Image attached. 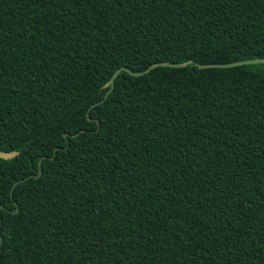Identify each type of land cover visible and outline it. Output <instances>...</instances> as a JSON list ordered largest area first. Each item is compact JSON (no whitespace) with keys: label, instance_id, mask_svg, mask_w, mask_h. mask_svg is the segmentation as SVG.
I'll list each match as a JSON object with an SVG mask.
<instances>
[{"label":"trees","instance_id":"trees-1","mask_svg":"<svg viewBox=\"0 0 264 264\" xmlns=\"http://www.w3.org/2000/svg\"><path fill=\"white\" fill-rule=\"evenodd\" d=\"M256 57L264 0H0V264H264V63L197 65Z\"/></svg>","mask_w":264,"mask_h":264},{"label":"water","instance_id":"water-1","mask_svg":"<svg viewBox=\"0 0 264 264\" xmlns=\"http://www.w3.org/2000/svg\"><path fill=\"white\" fill-rule=\"evenodd\" d=\"M254 63H264V60L253 58V59L238 60V61H235V63H232V62H226V63H197V65H198L199 68H206V67H233V66H238V65H243V64H254ZM186 64H187V62L180 63V62L160 61V62L152 63L146 69L140 70V71H133L130 68H128L127 66H120V67H118V68H116L114 70L112 75L106 81V85L110 86L109 89L105 92V94L103 95V97L99 101L91 104L90 107L94 106V105H96L98 103H101V102H103L105 100V98L107 97L108 93L111 91V89L113 87L114 79L116 78V76L118 75V73L121 70L127 71L130 75L138 76V75H142V74L148 72L154 66H159L160 65V66L182 67V66H184ZM55 150H56V147L53 149V152H55ZM17 154H18V151H15V150L6 151V150L0 149V158H2V159H10V158L16 156ZM40 174H41V166L39 165V170H38V172L36 174L26 175V176L16 180L14 182V185L19 183V182L25 181V180L31 178L32 176L38 177ZM0 208L6 209V207L4 205H1V204H0ZM11 212L12 213L18 212V208L16 207L14 210H11ZM0 223H1V218H0ZM1 244H2V236L0 235V245Z\"/></svg>","mask_w":264,"mask_h":264},{"label":"snow or ice","instance_id":"snow-or-ice-1","mask_svg":"<svg viewBox=\"0 0 264 264\" xmlns=\"http://www.w3.org/2000/svg\"><path fill=\"white\" fill-rule=\"evenodd\" d=\"M256 59H262L264 60V57H256ZM232 63H235V61H231ZM245 71L251 70V71H259L264 72V66H253L251 69H248L245 66H241Z\"/></svg>","mask_w":264,"mask_h":264}]
</instances>
